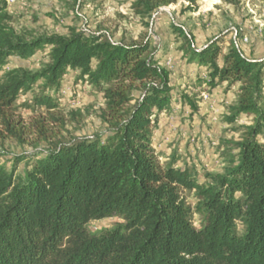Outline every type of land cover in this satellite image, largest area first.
Segmentation results:
<instances>
[{
  "label": "trees",
  "instance_id": "obj_1",
  "mask_svg": "<svg viewBox=\"0 0 264 264\" xmlns=\"http://www.w3.org/2000/svg\"><path fill=\"white\" fill-rule=\"evenodd\" d=\"M7 3L0 0V122L10 136L18 133L21 95L33 93L27 112L52 116L59 107L53 93L69 72L102 95L108 131L57 140L26 163L20 157L19 174L0 162V264H264V60L248 58L236 40L198 48L191 33L173 25L184 59L205 70L203 84L234 92L224 117L234 137L220 173L181 165L175 156L163 164L153 144L159 117L199 108L189 95H174L150 41L117 43L76 29L27 39L11 27ZM179 3L197 10L198 0H132L130 7L145 21ZM45 51L35 73L6 69L11 58ZM243 119L248 123L238 125ZM105 220L119 223L90 229Z\"/></svg>",
  "mask_w": 264,
  "mask_h": 264
},
{
  "label": "rangeland",
  "instance_id": "obj_2",
  "mask_svg": "<svg viewBox=\"0 0 264 264\" xmlns=\"http://www.w3.org/2000/svg\"><path fill=\"white\" fill-rule=\"evenodd\" d=\"M8 0L10 25L21 37L67 35L76 29L87 35L104 34L113 42H143L149 40L156 50L160 66L166 69L174 95L187 94L194 98L198 111L175 108L172 114H162L154 130L153 144L161 163L173 156L179 163L193 164L209 173H220L226 162V142L234 137L224 117L234 92L224 89L211 91L203 84L205 70L190 65L183 57V40L173 25L183 26L202 48L216 38L223 47L237 41L248 58L264 60V0H239L237 6L223 0H198L195 12L185 11L182 3L162 8L151 19L142 21L130 7L132 0ZM184 9V10H183ZM48 51L30 60L11 58L7 70L22 68L37 72L47 61ZM39 87L36 88V90ZM33 93L21 95L16 107L17 135L10 136L0 122V162L15 174L22 173L24 163L44 155L51 144L60 140L72 143L78 139L104 135L105 102L102 95L84 85L78 75L69 72L61 90L53 93L59 107L50 116L44 109L27 112L23 105L31 102ZM140 93L136 92L135 97ZM247 119L238 125H245ZM237 137V136H236ZM20 157L27 158L16 163ZM188 203L195 205L192 197ZM119 221L105 220L89 225L93 232L113 229Z\"/></svg>",
  "mask_w": 264,
  "mask_h": 264
},
{
  "label": "built area",
  "instance_id": "obj_3",
  "mask_svg": "<svg viewBox=\"0 0 264 264\" xmlns=\"http://www.w3.org/2000/svg\"><path fill=\"white\" fill-rule=\"evenodd\" d=\"M12 1V0H11Z\"/></svg>",
  "mask_w": 264,
  "mask_h": 264
}]
</instances>
